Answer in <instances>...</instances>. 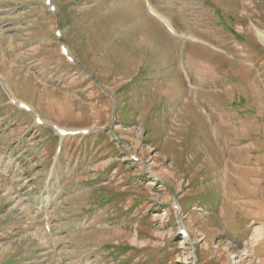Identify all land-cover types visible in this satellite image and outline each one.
Listing matches in <instances>:
<instances>
[{"label": "rangeland", "instance_id": "rangeland-1", "mask_svg": "<svg viewBox=\"0 0 264 264\" xmlns=\"http://www.w3.org/2000/svg\"><path fill=\"white\" fill-rule=\"evenodd\" d=\"M126 1L0 0V264H264V0Z\"/></svg>", "mask_w": 264, "mask_h": 264}, {"label": "bare ground", "instance_id": "bare-ground-1", "mask_svg": "<svg viewBox=\"0 0 264 264\" xmlns=\"http://www.w3.org/2000/svg\"><path fill=\"white\" fill-rule=\"evenodd\" d=\"M130 0H127L126 1V3L127 2H129ZM125 3V4H126ZM150 6L152 7V5L150 4ZM129 8H133V6H130ZM151 9V8H150ZM151 12L152 13H154L156 16H159V14L154 10V8L152 7V9H151ZM161 17V16H160ZM163 18V17H162ZM164 20V19H163ZM168 24V23H167ZM168 27L170 28V30L175 34V31H174V29L171 27V25L169 26L168 25ZM260 37L262 38V40L264 41V35H260ZM7 83V82H6ZM10 89V88H9ZM11 97H14V95H12ZM12 100H14L15 102H16V100L13 98ZM18 102V101H17ZM18 103H20V102H18ZM22 104V103H21ZM27 105V104H26ZM28 106V105H27ZM28 109H29V111H31V109L28 107ZM188 111V110H187ZM261 210V209H260ZM264 211V210H263ZM261 218V217H260ZM260 221V220H259ZM184 232H185V230H183ZM187 232V231H186ZM264 242V239L260 242V243H263Z\"/></svg>", "mask_w": 264, "mask_h": 264}]
</instances>
